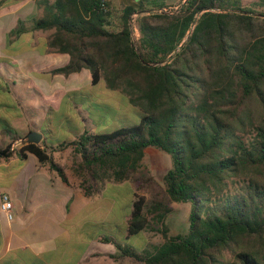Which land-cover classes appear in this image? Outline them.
Masks as SVG:
<instances>
[{
    "label": "trees",
    "instance_id": "1",
    "mask_svg": "<svg viewBox=\"0 0 264 264\" xmlns=\"http://www.w3.org/2000/svg\"><path fill=\"white\" fill-rule=\"evenodd\" d=\"M35 2L41 14L18 19L9 33L53 29L47 45L68 61L49 72L88 69L91 86L124 95L139 117L110 130L78 127L56 144L71 146L76 170L93 179L133 184L128 235L148 229L163 237L140 251L104 240L142 264H264V0H184L175 10L166 0H124L116 28L108 0ZM3 127L17 135L8 121ZM52 143L24 141L19 154H33L67 182ZM149 147L171 165L162 183L150 175L133 182ZM137 189L151 191L150 204ZM172 202L190 204L185 233H167Z\"/></svg>",
    "mask_w": 264,
    "mask_h": 264
},
{
    "label": "crops",
    "instance_id": "2",
    "mask_svg": "<svg viewBox=\"0 0 264 264\" xmlns=\"http://www.w3.org/2000/svg\"><path fill=\"white\" fill-rule=\"evenodd\" d=\"M38 11L40 13L41 9L35 0H0V149L8 144L11 149L7 157L0 156V195L7 194L13 203L11 219L0 211V264H142L120 254L112 241L104 240L110 238L127 244L129 202L135 192L133 184L97 181L96 186L86 192L81 180L71 173L75 165L60 161L63 151L76 157L70 146L58 149L52 143L49 149L53 160L63 167L67 182L33 154L22 157L18 145L11 148L32 130L41 134L38 144L46 142L43 122H37V119L42 120L43 113L37 109L47 102L43 98L56 91L77 90L76 86L60 83L56 75L49 72L68 61L67 54H58L47 45L53 29L9 33L18 19L29 20L38 16ZM49 74L52 78L44 80ZM81 74L84 79L89 77L90 82L85 68L67 77ZM4 120L16 130L15 137L4 129ZM123 187L131 192L128 201L120 199ZM87 208H105L106 216L86 219L83 227L72 232L68 222L77 219L83 211L89 212ZM189 210L190 207L188 213ZM166 227L168 234H176H172L169 225ZM147 230L138 233L144 240L143 245L136 248L139 251L156 245L148 240ZM162 241L163 237L159 243Z\"/></svg>",
    "mask_w": 264,
    "mask_h": 264
},
{
    "label": "rangeland",
    "instance_id": "3",
    "mask_svg": "<svg viewBox=\"0 0 264 264\" xmlns=\"http://www.w3.org/2000/svg\"><path fill=\"white\" fill-rule=\"evenodd\" d=\"M183 1L184 0H166L168 4L167 9L175 10ZM243 1L247 2L248 0ZM108 2L110 3L112 9L113 20V24H111L110 28H116L119 24V14L123 7L124 0H108ZM38 14L40 15L41 12L39 13L38 11ZM135 36H138L137 30H135ZM51 78L52 75L49 74L45 76L44 80L48 81ZM56 78L62 84H68L71 87L76 86L79 91L68 96H63L62 93H52L50 98L47 99L48 102L38 107L37 111L41 110L43 113H41L42 120L40 121V119H37V122H43L42 129L44 131L43 133L47 144L52 142L57 144L61 141H68L75 136L78 127L81 130L83 127L88 128L89 125H94L96 126L95 131H99L104 128L110 130L120 125L138 122L139 117L132 107L127 104L125 96L119 93L117 94L114 91L106 90L102 82L97 86H91L88 81L89 77L84 79L82 74L77 77H67L66 79L63 75H56ZM70 90L71 88L67 91ZM48 103L52 107V110L48 109ZM83 116L84 119H82ZM21 146L22 145L19 144L18 148ZM70 148L72 147L70 146ZM70 154H68L67 151H63L60 161L64 162L65 165L70 162L75 165L73 167L74 172L73 170L71 171L72 175H76L80 180L84 178L86 186H96V182L99 180L93 179L88 175V172L83 170L75 171L78 160L74 157V155ZM170 165L171 159L166 152L152 147L146 148L141 165L137 172L133 174L132 180L134 182V179L136 178H142L150 175L156 181L162 183V176ZM110 180L111 178H106L100 182L104 183L105 181ZM119 193L121 194L120 199L126 201L130 199L131 192L130 190L128 191L126 187H123ZM136 194L137 196L144 195L148 204H150L153 199V195L148 189H137ZM172 204L174 210L173 212L171 210L166 214L164 224L170 226L172 234L185 233L188 230V207L190 206L187 204L189 203L172 202L171 206ZM87 210L90 211H86V213L83 211L77 219L68 222V227L72 232H76L77 228L83 227L86 223V219L102 218L106 216L105 208H87ZM119 216L120 215H118V217ZM149 217L152 218L151 215ZM154 224L157 225L158 228L161 227L159 222H155ZM147 231L149 232L148 240L151 241V244H157L161 241L162 235L160 232ZM125 243L130 246L132 245L135 248H139L143 245L144 240L141 234L129 235L125 240ZM229 260L230 264H237L232 258Z\"/></svg>",
    "mask_w": 264,
    "mask_h": 264
},
{
    "label": "built area",
    "instance_id": "4",
    "mask_svg": "<svg viewBox=\"0 0 264 264\" xmlns=\"http://www.w3.org/2000/svg\"><path fill=\"white\" fill-rule=\"evenodd\" d=\"M24 141H26L25 138L17 140L16 143L13 144V147L11 146V148H16V145L19 144L23 145ZM0 211H2L8 219H11L13 217V203L5 193H2L0 195Z\"/></svg>",
    "mask_w": 264,
    "mask_h": 264
},
{
    "label": "water",
    "instance_id": "5",
    "mask_svg": "<svg viewBox=\"0 0 264 264\" xmlns=\"http://www.w3.org/2000/svg\"><path fill=\"white\" fill-rule=\"evenodd\" d=\"M25 139L28 142L39 143L41 139V134L32 130L26 134Z\"/></svg>",
    "mask_w": 264,
    "mask_h": 264
}]
</instances>
